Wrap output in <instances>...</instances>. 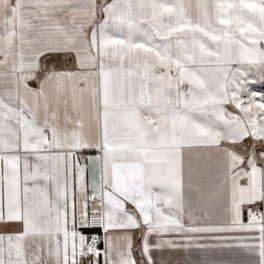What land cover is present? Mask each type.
Returning a JSON list of instances; mask_svg holds the SVG:
<instances>
[{
  "label": "snow or ice",
  "instance_id": "1",
  "mask_svg": "<svg viewBox=\"0 0 264 264\" xmlns=\"http://www.w3.org/2000/svg\"><path fill=\"white\" fill-rule=\"evenodd\" d=\"M0 264H264V0H0Z\"/></svg>",
  "mask_w": 264,
  "mask_h": 264
}]
</instances>
